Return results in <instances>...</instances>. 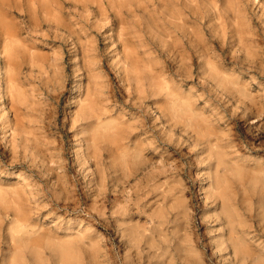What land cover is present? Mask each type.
I'll return each instance as SVG.
<instances>
[{
  "label": "rangeland",
  "instance_id": "rangeland-1",
  "mask_svg": "<svg viewBox=\"0 0 264 264\" xmlns=\"http://www.w3.org/2000/svg\"><path fill=\"white\" fill-rule=\"evenodd\" d=\"M0 264H264V0H0Z\"/></svg>",
  "mask_w": 264,
  "mask_h": 264
},
{
  "label": "bare ground",
  "instance_id": "bare-ground-1",
  "mask_svg": "<svg viewBox=\"0 0 264 264\" xmlns=\"http://www.w3.org/2000/svg\"><path fill=\"white\" fill-rule=\"evenodd\" d=\"M176 15V14H175ZM178 17V16H177ZM16 96V95H15Z\"/></svg>",
  "mask_w": 264,
  "mask_h": 264
}]
</instances>
